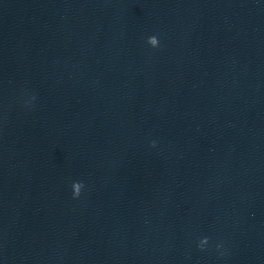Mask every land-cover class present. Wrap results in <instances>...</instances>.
I'll return each mask as SVG.
<instances>
[{"label": "water", "instance_id": "obj_1", "mask_svg": "<svg viewBox=\"0 0 264 264\" xmlns=\"http://www.w3.org/2000/svg\"><path fill=\"white\" fill-rule=\"evenodd\" d=\"M0 264H264V0H0Z\"/></svg>", "mask_w": 264, "mask_h": 264}, {"label": "clouds", "instance_id": "obj_2", "mask_svg": "<svg viewBox=\"0 0 264 264\" xmlns=\"http://www.w3.org/2000/svg\"><path fill=\"white\" fill-rule=\"evenodd\" d=\"M149 43L153 46V47H157L158 46V41L155 37H153ZM80 186L79 185H75L72 191V198L75 199L77 197H79L80 195V190H79ZM220 246L217 245V248H219ZM202 249V248H201Z\"/></svg>", "mask_w": 264, "mask_h": 264}]
</instances>
